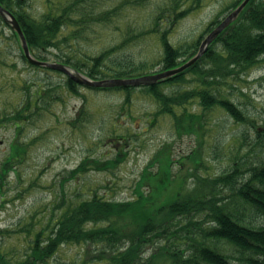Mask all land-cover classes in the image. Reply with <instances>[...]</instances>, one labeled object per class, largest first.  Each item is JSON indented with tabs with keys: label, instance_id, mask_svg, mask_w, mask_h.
I'll use <instances>...</instances> for the list:
<instances>
[{
	"label": "rangeland",
	"instance_id": "rangeland-1",
	"mask_svg": "<svg viewBox=\"0 0 264 264\" xmlns=\"http://www.w3.org/2000/svg\"><path fill=\"white\" fill-rule=\"evenodd\" d=\"M44 1L28 0L26 7L40 16L45 10ZM108 1L98 9L126 4L117 7L113 20L98 25L90 40H80L76 48L88 56H97L104 49L127 40L123 45L133 53L135 60L141 58L148 62L139 70V74L147 75L158 73L163 67L160 63L164 51L162 33L174 46L196 41L202 34L205 37L209 24L217 17L225 18L232 10L225 9L235 0H201L199 6L189 7L179 19L168 11L171 0H134V4H131L133 0ZM160 11H163L161 20L153 27L154 17ZM0 27L4 29L0 35V119H3L0 161L10 152L11 142L18 140L27 147L17 173H10L4 195H0V229H9L0 233V248L10 258L23 260L29 255V235L42 224L46 225L53 211L59 210L57 203L64 195L78 199L97 192L106 199H130L143 174L153 177L163 172L169 175V182H161V190L157 191L162 204L174 197L180 181L184 182L182 191L189 192L195 188L197 178L207 180L233 168L241 173L236 181V186L240 187L248 179L251 166L258 164L259 156L264 159V55L248 70L217 78L220 95L231 97L247 120L237 121L223 109L214 108L205 110L202 123L196 121L193 128L189 126L187 114L174 120L169 114L156 113L159 106L144 83L130 85L129 103H124L128 92L122 88L79 84V93L69 91L66 73L30 64L22 57L17 39L11 37L12 29L4 21H0ZM132 33L138 37L128 43V34ZM63 46V51H70L69 44ZM57 51L47 50L44 54L48 60H56ZM204 66L207 71L215 62L207 58ZM202 77V73L188 71L182 80L160 84V89L167 94L183 93L198 88ZM213 80L210 76V88H214ZM50 86L54 89L52 95L47 94ZM43 90H47L43 92L44 97H38V91ZM25 95H32L33 100L39 102V108L20 128L15 122L4 119L23 106ZM189 108L200 114L202 107L194 102ZM77 118L81 121L77 122ZM200 126L203 129L199 132ZM115 156L123 157L117 167L99 170L89 162L87 171L66 181L62 187L68 171L83 159L106 160ZM231 188L219 189L218 196L236 203L240 199ZM207 213L204 210L192 212L185 218L175 216L163 223L162 228L160 225L161 236L145 245L144 258L164 245L179 249L196 243L202 234L201 228L211 223ZM246 214L258 224L262 221L253 210H247ZM164 215H167L166 210H159L158 217ZM31 225L34 228L29 232L26 227ZM220 247L238 255L232 244L221 242ZM95 248L88 244H62L48 264H106V261L89 258L90 251L98 253ZM190 252L191 249L186 253ZM157 264H171V261L159 259Z\"/></svg>",
	"mask_w": 264,
	"mask_h": 264
},
{
	"label": "trees",
	"instance_id": "trees-1",
	"mask_svg": "<svg viewBox=\"0 0 264 264\" xmlns=\"http://www.w3.org/2000/svg\"><path fill=\"white\" fill-rule=\"evenodd\" d=\"M242 1L235 0L225 10H233ZM0 2L17 17L31 52L39 59L48 60L44 52L57 49L59 51L54 53L56 60L69 64L92 78L139 76L142 75L139 74V70L147 66L146 60L141 58L135 60L133 53L126 50L123 44L127 40L104 49L97 56H88V53L80 52L81 49L76 48L80 40H90L91 33L97 32L98 25L112 21V15L117 7L121 8L126 2L117 3L115 7L98 9L100 4L109 1L45 0V10L40 16L29 12L26 7L28 0ZM135 2L133 0L131 4ZM199 2L201 0H171L172 4L168 11L179 19L190 9L189 7H196L197 4L199 6ZM162 14L163 11H160L154 17L153 27L161 20ZM221 20L220 17L213 20L206 32L213 30ZM0 21L3 22L1 16ZM153 27L152 29H155ZM88 30L91 32H87ZM3 33L4 29L0 27V35ZM128 35H130L128 43L138 37L135 33ZM11 37L17 39L21 45L16 32L12 31ZM204 38L202 34L196 41L174 46L162 33L164 51L160 58V63L163 64L160 71L177 67L194 56ZM64 44L71 46L70 51L62 50ZM20 51L22 57L27 60L21 46ZM263 55L264 0H250L237 18L210 43L208 50L198 61L172 77L145 86L159 106L156 113L169 114L174 120L187 114L190 127L194 128L196 121L201 124L203 112L214 108L223 109L237 121L244 122L247 119L240 106L231 97L220 95L217 78L236 74V71L238 73L248 70L260 61ZM182 57L186 58L183 60ZM207 58L215 62V66L206 71L204 62ZM188 71L206 76L205 79L202 77L201 82L205 88L200 85L198 88L178 94H167L160 89V84L182 80ZM210 76L214 78L213 83L216 85L214 88H210ZM66 84L69 91L79 93V84L71 77H67ZM113 88L125 89L128 93L124 103L130 102L131 93L128 90L132 86ZM48 90L47 94L52 95L53 87L50 86ZM46 91H38L37 96L43 98V92ZM194 102H197L199 108L202 107L200 114L190 110L189 106ZM36 108H39V102L34 101L32 95H25L23 106L7 115L4 120L15 122L21 128L22 122L28 120L29 115L36 112ZM82 113L84 114V111ZM80 121L77 118V122ZM1 122L3 119H0ZM198 129L200 132L203 126ZM25 146L18 140L11 142L10 152L0 161V195H4V186L9 182L10 173L12 171L17 173V166L23 162L27 151ZM122 160L121 156L106 160L94 158L91 161L85 158L77 167L68 171V175L63 178L62 187L66 181L76 179L87 171L90 168L89 162L94 168L103 170L117 167ZM251 167L248 179L240 187L236 186L241 174L238 168L207 180L197 178L195 188L189 192L182 191L184 182L180 181L174 197L162 201V204L157 191L161 190V182H169V175L163 172L156 173L153 177L143 174L134 190V197L130 199H106L97 192L90 194V197L78 199L66 198L64 195L57 203L59 210L53 211L46 225L42 224L29 235V255L23 260L12 259L0 248V264H48V260L58 252L62 244L73 243L95 245V249L99 251L98 253L90 251L89 258L106 261V264H157L159 259L170 260L171 264H264V159L259 156L258 164ZM167 168L166 166L164 170L167 171ZM224 186L232 187L240 201L227 202L218 196L219 189H223ZM164 209L167 215L159 218V210ZM204 210L208 211L207 219L211 223L201 228L202 234L196 243L179 249L164 245L154 251L149 258H144L145 245L161 236L160 225L162 228L163 223L165 225L175 216L185 218L192 212ZM247 210L255 211L262 221L258 224L255 219L247 217ZM33 228L31 225L26 227V230L31 232ZM7 231L9 229H0V233ZM221 242L235 246L238 255L223 251L220 247ZM190 249L191 252L187 254Z\"/></svg>",
	"mask_w": 264,
	"mask_h": 264
},
{
	"label": "water",
	"instance_id": "water-1",
	"mask_svg": "<svg viewBox=\"0 0 264 264\" xmlns=\"http://www.w3.org/2000/svg\"><path fill=\"white\" fill-rule=\"evenodd\" d=\"M249 2V0H243L232 12H230L221 22L218 24L202 41L200 48L196 55L191 57L187 62L183 63L182 65H179L174 68H170L158 73L153 74H147V75H141L136 77H112V78H104V79H93L88 77L87 75L81 73L80 71H77L74 68H71L70 66L57 62V61H47L38 59L35 57L28 46V42L26 40L25 34L23 32V29L20 25L19 20L16 18V16L7 8L3 7V5L0 3V14L3 16L5 21L11 26V28L17 33V35L20 38L22 48L24 50V53L27 57V59L36 65H42V66H48L50 68L59 69L61 71H64L67 73L71 78H73L75 81L91 86V87H111V86H123V85H138V84H150L155 83L159 80L167 79L173 75H176L180 73L181 71L188 68L190 65H192L194 62H196L202 54L206 51L210 43L221 33V31L229 24L231 23L244 9L246 4Z\"/></svg>",
	"mask_w": 264,
	"mask_h": 264
}]
</instances>
